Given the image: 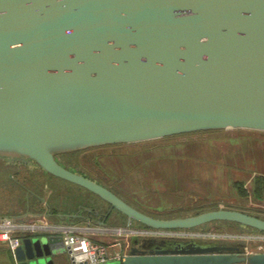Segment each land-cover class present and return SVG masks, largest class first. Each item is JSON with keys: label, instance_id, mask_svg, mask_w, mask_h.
Wrapping results in <instances>:
<instances>
[{"label": "water", "instance_id": "1", "mask_svg": "<svg viewBox=\"0 0 264 264\" xmlns=\"http://www.w3.org/2000/svg\"><path fill=\"white\" fill-rule=\"evenodd\" d=\"M224 128L264 131V0H0V159L94 193L109 206L98 223L115 209L130 226L226 220L264 231V217L239 208L155 216L57 157ZM131 242L100 264H264V251L246 254L242 242ZM13 252L16 264H56L66 250L62 234L47 233Z\"/></svg>", "mask_w": 264, "mask_h": 264}, {"label": "rangeland", "instance_id": "2", "mask_svg": "<svg viewBox=\"0 0 264 264\" xmlns=\"http://www.w3.org/2000/svg\"><path fill=\"white\" fill-rule=\"evenodd\" d=\"M258 142L264 147V131L224 128L93 146L58 154V159L101 181L132 205L155 216H184L224 206L264 217V198L254 195L251 187L254 171L264 169V155L259 146L253 150ZM255 149L258 153L251 154ZM241 184L248 188V194L239 193ZM28 189L44 198L42 201L37 195L29 194L33 212H48L47 205L59 211L70 208L69 212L81 207L83 216L84 206L93 204L104 209L108 206L79 185L43 174L34 163L9 165L0 159V212H22ZM117 213L114 210V215L120 216ZM82 216L78 224L85 225ZM125 219L122 215L119 221H109L107 227L128 225ZM188 229L228 234L230 236L222 239L230 243L242 242L237 235L253 230L226 220H213ZM249 246L256 249L257 244L250 241ZM63 255L68 258L67 252Z\"/></svg>", "mask_w": 264, "mask_h": 264}, {"label": "built area", "instance_id": "3", "mask_svg": "<svg viewBox=\"0 0 264 264\" xmlns=\"http://www.w3.org/2000/svg\"><path fill=\"white\" fill-rule=\"evenodd\" d=\"M47 233H60L63 235L64 247L70 258L69 264H100L114 259H122L130 252L132 236H137L141 239L192 237L203 239L202 237H207L212 238L209 240L218 241L230 236L228 234L222 236L219 234L199 233L188 228H152L128 225L126 228L118 227L114 237L101 243L93 241L88 234L77 231L72 225L60 227L40 218L14 220L9 217H0V241L7 243L12 250L20 244L23 236ZM237 237L243 239L242 243L246 244V254L264 251V231H252L237 235ZM250 241L257 244L256 249L249 246ZM241 264L248 263L243 262Z\"/></svg>", "mask_w": 264, "mask_h": 264}, {"label": "crops", "instance_id": "4", "mask_svg": "<svg viewBox=\"0 0 264 264\" xmlns=\"http://www.w3.org/2000/svg\"><path fill=\"white\" fill-rule=\"evenodd\" d=\"M256 146H259V150H261V154L264 155V147L259 145V142H258V143H256L255 146H253V150H254V147L256 148ZM256 152L257 151L255 149V151H252L251 154H255ZM252 170L253 169H251V171ZM254 173L255 174L253 175L252 182H251L252 188H253L255 176L260 175V174L264 175V169L258 170L256 172L254 171ZM43 174L51 175V174L46 173L44 171H43ZM51 176H53V175H51ZM43 199H42V201H43ZM53 208L55 209L56 212L70 213L69 211H71L70 208H69V210H60V211L58 209H56L55 207H53ZM74 212L75 213L80 212L79 208ZM42 213L44 214V212H39V211L33 212V210H31L29 200L26 199L25 200V208L22 212H20V213H16V212L13 213V211L12 212H3V213L0 212V215H11L14 220H23V219H29V218H33V219L44 218V220L47 221L48 223L56 224V225H59L60 227H64V226L68 227V226L72 225V226H74V228L77 231H79L81 233L88 234L93 241L101 242V243L106 242L108 240V238H107L108 235H115L116 229H118V227H115V228L114 227L113 228L107 227L108 223H106L104 225L98 223L99 218L97 220L96 219L91 220V219L85 218V220L82 221L85 223V225H80V224H78V221H80V219L78 217H76L77 215H75L73 218L70 219V221L67 222L65 219H62V218H59V217H56V216L50 215V214L48 215V214H46L47 212H45L44 215H42ZM46 217H48L49 219L51 218V219L48 220ZM53 218H57V219H55V221H54ZM121 227L126 228V227H128V225H124ZM27 233H29V232L27 231ZM69 262H70L69 255H68V258H65V256L63 254H61L58 256L56 264H69ZM0 264H16V260L14 257L13 250L10 248V246L7 243H5L3 241H0Z\"/></svg>", "mask_w": 264, "mask_h": 264}, {"label": "flooded vegetation", "instance_id": "5", "mask_svg": "<svg viewBox=\"0 0 264 264\" xmlns=\"http://www.w3.org/2000/svg\"><path fill=\"white\" fill-rule=\"evenodd\" d=\"M58 157V156H57ZM6 164H8L9 163V165H12V164H19V165H21V166H23V165H28V163H24V162H5ZM8 174H10V173H8ZM9 176V175H8ZM10 176H12L11 174H10ZM28 191V194H27V197H26V199L27 200H29V194L30 193H32V195H37L38 196V194H36L35 193V191L34 190H27ZM38 198H42V197H40V196H38ZM42 200V199H41ZM47 206H49V210H48V212L46 213V214H50V215H54V216H56V217H59V218H62V219H65L67 222L68 221H70V219L71 218H73L75 215H77L76 217H78V218H80L81 216H82V213H81V211H82V208L80 207L79 208V210H80V212H70V213H65V212H52V208H51V206L50 205H47ZM95 206H97V205H95ZM87 207H94V205H92V206H84L83 207V209L85 208V215H83L85 218H87V219H100V218H103L104 217V215L108 212V210H109V206H107L105 209L104 208H102V207H99V206H97V207H99L100 208V211H101V214L99 215V216H97L96 215V213L94 212V211H89L88 209H87ZM48 208V207H47ZM114 210L115 209H112L110 212H109V214L107 215V220L108 221H119V220H121L122 219V215H124L123 213H121V212H119V211H117V210H115L116 212H118L117 214H120V216H116V215H114ZM45 213V212H44ZM82 216V217H83ZM125 216V215H124ZM125 218H126V216H125ZM127 219V218H126ZM125 219V220H126ZM127 221V220H126ZM225 242H227V241H225ZM228 243H230V242H228ZM230 244H235L234 242H232V243H230ZM236 244H238L237 242H236ZM241 264V263H240Z\"/></svg>", "mask_w": 264, "mask_h": 264}, {"label": "trees", "instance_id": "6", "mask_svg": "<svg viewBox=\"0 0 264 264\" xmlns=\"http://www.w3.org/2000/svg\"><path fill=\"white\" fill-rule=\"evenodd\" d=\"M210 130H216V129H208V130H199V131H210ZM199 131H192V132H199ZM192 132H185V133H192ZM179 134H183V133H179ZM174 135H176V134H174ZM168 136H170V135H168ZM168 136H165V137H168ZM172 136V135H171ZM88 148H90V147H88ZM85 149H87V148H85ZM83 150V149H82ZM78 151H80V150H77V151H72V152H78ZM238 185V184H237ZM238 189H239V193L241 194V195H246V194H248V188L247 187H245V186H242V184L241 185H239L238 186ZM252 192H253V194L254 195H256L257 197H259V198H264V175H256L255 176V178H254V183H253V188H252ZM52 212H56L55 211V209L53 208L52 209ZM205 224V223H204ZM135 225H140V226H144V225H142V224H140V223H138V222H135ZM202 225V224H201ZM196 227H198V226H196ZM196 227H194V228H196ZM251 228V227H250ZM251 229H253L252 231H261V230H258V229H255V228H251Z\"/></svg>", "mask_w": 264, "mask_h": 264}]
</instances>
